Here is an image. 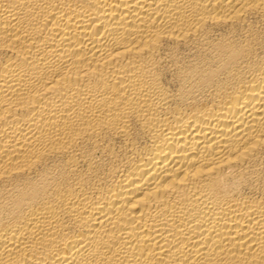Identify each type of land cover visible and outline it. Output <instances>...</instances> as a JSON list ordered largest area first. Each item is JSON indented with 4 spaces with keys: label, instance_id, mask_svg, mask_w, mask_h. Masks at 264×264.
<instances>
[{
    "label": "bare ground",
    "instance_id": "obj_1",
    "mask_svg": "<svg viewBox=\"0 0 264 264\" xmlns=\"http://www.w3.org/2000/svg\"><path fill=\"white\" fill-rule=\"evenodd\" d=\"M0 264H264V0H0Z\"/></svg>",
    "mask_w": 264,
    "mask_h": 264
}]
</instances>
